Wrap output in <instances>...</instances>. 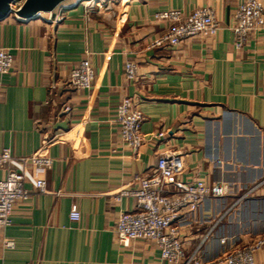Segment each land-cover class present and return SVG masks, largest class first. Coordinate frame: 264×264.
Listing matches in <instances>:
<instances>
[{
    "label": "crops",
    "instance_id": "1",
    "mask_svg": "<svg viewBox=\"0 0 264 264\" xmlns=\"http://www.w3.org/2000/svg\"><path fill=\"white\" fill-rule=\"evenodd\" d=\"M240 2L68 0L32 20L0 21V50L12 57L11 71L0 75V153L52 160L49 169L27 168L30 195L0 232V264H166L151 242L117 244V219L132 202L112 197L135 187L166 152L184 155L181 180L228 190L179 222L186 254L211 232L199 258L218 264L221 239L241 247L264 236V31L234 48L229 28ZM206 6L216 36L149 47L168 28L157 12ZM83 60L93 68L92 87L70 90L69 73ZM127 62L134 81L125 77ZM123 98L143 116L136 156L115 122ZM35 180L44 181L45 194ZM254 264H264V249Z\"/></svg>",
    "mask_w": 264,
    "mask_h": 264
},
{
    "label": "built area",
    "instance_id": "2",
    "mask_svg": "<svg viewBox=\"0 0 264 264\" xmlns=\"http://www.w3.org/2000/svg\"><path fill=\"white\" fill-rule=\"evenodd\" d=\"M23 2L13 0L10 4L11 15L20 9ZM154 18L167 23L168 28L149 44L151 49H172L198 37L213 38L220 29L212 8L207 6L194 9L186 15L175 9L160 11ZM229 30L236 50L247 46L253 36L264 31L263 2L241 0ZM11 69V55L0 50V75L8 74ZM124 73L127 80H135L136 68L132 63L125 64ZM93 78L91 64L83 60L70 71L66 87L73 91H88ZM69 110V107L64 108V112ZM142 117L138 105L130 98L121 99L116 107L115 122L120 140L135 156L142 145ZM158 136L162 137V134ZM51 164L52 160L42 154L13 157L7 150L0 153V170L3 172L0 178V232L10 226L14 205L26 201L30 195L25 188L27 168L49 169ZM184 169V155L162 153L158 156L155 168L141 178L135 187L123 188L112 195L116 202L121 199L132 202L131 210L121 213L115 225L116 241L120 247L127 248L135 241L151 242L158 249L159 259L163 263L204 264L199 257L202 245L211 232L191 253L186 254L180 239L179 222L183 217L193 215L205 200L224 198L228 190L222 184H207L201 180L183 181L181 177ZM32 185L38 194L46 193L44 181L35 180ZM243 199L241 197L238 201ZM79 217L77 209L72 207L70 220L77 222ZM219 243L222 252L218 264H254L255 253L264 249V236L253 238L241 247L229 243L226 238Z\"/></svg>",
    "mask_w": 264,
    "mask_h": 264
},
{
    "label": "water",
    "instance_id": "3",
    "mask_svg": "<svg viewBox=\"0 0 264 264\" xmlns=\"http://www.w3.org/2000/svg\"><path fill=\"white\" fill-rule=\"evenodd\" d=\"M68 0H24L20 9L13 13L19 20H32L38 14H49ZM13 0H0V21L11 15L10 4Z\"/></svg>",
    "mask_w": 264,
    "mask_h": 264
}]
</instances>
